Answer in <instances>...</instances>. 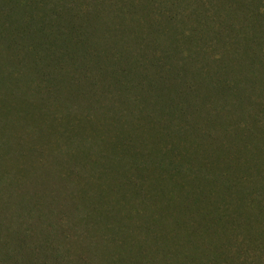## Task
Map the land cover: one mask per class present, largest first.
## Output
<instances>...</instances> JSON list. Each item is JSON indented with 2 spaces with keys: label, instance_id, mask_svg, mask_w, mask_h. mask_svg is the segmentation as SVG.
Returning <instances> with one entry per match:
<instances>
[{
  "label": "trees",
  "instance_id": "16d2710c",
  "mask_svg": "<svg viewBox=\"0 0 264 264\" xmlns=\"http://www.w3.org/2000/svg\"><path fill=\"white\" fill-rule=\"evenodd\" d=\"M74 1L0 0V104L3 96L15 101L0 107V264H95V257L99 264H264V0H124L128 11L116 21L123 8L109 9L100 29ZM135 5L144 12L136 35L127 18ZM186 22L194 25L183 32ZM96 30L107 36L103 46H93ZM67 67L81 68L84 80L64 84ZM105 80L118 104L104 120L85 113L74 121L72 101L99 109L89 97ZM72 84L77 94H65ZM49 96L58 100L55 112L40 102ZM244 112L238 125L231 115ZM62 116L67 126L56 129ZM54 132L69 145L79 136L71 157L77 172L66 164L60 171L52 151L50 163L36 158L56 147ZM232 133L234 150L211 145ZM53 166L66 195H78L65 213L56 201L61 186L29 185ZM56 214H72L74 225L51 220ZM170 217V232L186 226L187 240L179 230L178 240H164ZM96 223H103L100 240ZM135 229L145 234L134 238ZM71 242L76 254L63 248ZM78 245L94 256L90 263Z\"/></svg>",
  "mask_w": 264,
  "mask_h": 264
},
{
  "label": "rangeland",
  "instance_id": "374dc122",
  "mask_svg": "<svg viewBox=\"0 0 264 264\" xmlns=\"http://www.w3.org/2000/svg\"><path fill=\"white\" fill-rule=\"evenodd\" d=\"M71 1L72 0H66L67 3H70ZM136 1L143 2L144 0H136ZM152 1H156V0H152ZM166 1L167 2H170L171 0L170 1L169 0H166ZM200 1H208V0H200ZM245 2L247 3L248 0H245ZM72 5L73 6H77L78 7L77 10H80L81 9L83 11H85V10L87 11V9H88L89 12H90V19H92L90 25L91 26H95L98 29H100L102 27L103 21L105 20L104 19L105 18V14L104 13L109 12V9L115 8L117 6H121L123 8L122 13H120L118 16H115V17L113 16V18H115V20L117 21V19L120 18V16H122L126 11H128V8L127 7L129 6V4L126 3L124 0H95L94 2L92 0H75L73 3H71L70 6H72ZM69 11L70 12H73V13L74 12H77L75 9L74 10H69ZM120 11H121V9L118 8V12H120ZM164 12H166V11L164 10ZM164 12H158V13L153 14V18L159 20V23H162L164 21V18H165ZM134 13H135V20L133 18ZM143 13L144 12L142 11L141 7L139 5H135L133 7V11L127 17L128 18V22L131 24V27L130 28L135 31V35L144 32L143 31L144 29H142V26H141V25L144 26V24L141 21H137L136 20L137 18L141 19V15H143ZM66 17H68V16H66ZM66 20L67 19H65L64 22H66ZM73 22H77L78 23V22H82V20H75V21L72 20L71 21V24ZM232 22H235L234 24L236 26L239 23V21H236V20H233ZM77 23L74 24V25H77ZM116 25L118 26L119 24H116ZM193 25L194 24L192 22H190V23L189 22H186L180 29L183 30V32H186L187 28L193 27ZM162 26L163 25H161V27ZM177 27H178V22H177ZM116 28L122 29L120 26L119 27H116ZM105 37H107V36H106V34H104V31H98L97 32V30H96V32L94 33V36L92 38L93 46H96V47L103 46L105 44ZM167 40H168V38L162 39L160 45L162 46L165 42H167ZM131 45L132 44L129 41L126 44V46H131ZM219 52H221V54H222V50H220V51L219 50H215V54H217L216 57H220V55L218 54ZM222 56H224V55L222 54ZM111 60L113 61V59H111ZM102 63H107L106 59L104 61L99 62V65H101ZM0 68L3 69V65H2L1 62H0ZM68 70L69 69L67 67V72H66V77L64 79V84H67V82L70 83L71 80H72V83L76 79L84 80L83 73H81V68L71 69L69 72H68ZM55 83H59V80H56V78H55ZM108 84H110V81L109 80H105L102 83L100 82L99 84H97L96 87L94 88V90L96 92L91 97H89V101H90V104L91 105H93V104L95 105L96 104L100 108L99 109H96L94 111H91V113H89L88 111L85 110V108L87 107L86 106V102H85V100L81 99V97L80 98H77L76 100H73L72 101V103H74V105H75V110L76 111H73L70 114L73 116L74 121H77L78 118H81V116L85 115V113H87L86 115L88 116L87 117L88 119L104 120V118H105V115L104 114H106L107 112H109V110H111L110 108H112V106H113L114 103L115 104H118V102L120 101V100L117 101V99H115V101H117V102L114 101L115 96H114V94L111 96V91H110V90H112V87L110 85V87L108 88L107 87ZM70 85H71V83H70ZM104 85H105V88H104ZM76 86L77 85L74 86V84H72L71 87L69 86V87L65 88L64 93L67 94V93L70 92V95L76 93L77 92ZM84 87L85 88H88L87 86H84ZM240 91H241V89H240ZM204 95L211 96L208 92H205ZM39 98L40 97H38L37 100H39ZM256 100H258V97H255V100L254 101H256ZM14 102L15 101L13 100V97L3 96L2 97V103L0 104V107H1V109H3L4 106L8 107L11 103H14ZM40 102H45L46 105H47V107L44 110V112L46 110H48V112H51V111L52 112H55L54 105L56 103H58V100H56L52 96H49V98H47L45 100H42ZM231 107L232 106H227L226 111L229 110ZM251 110H255V108L248 107V109L245 110V112L247 113V112H249ZM245 112L244 113H239L237 116L236 115H231V116H233L232 117L233 119L239 120L237 122L238 125H242L244 123V121H243L244 116L243 115H245ZM112 114H115V113H112ZM124 120H126V122H129V119L128 118L125 119V117H121L120 121L122 122ZM120 121H119V123H120ZM229 121H227L226 124H228L229 126H232L234 123H231L232 122L231 120H229ZM65 124H66V118H64L62 116V119H60V117H58V119H57V125H59V127H56V129H60L62 127H66L67 125H65ZM89 127H90V125L87 128H89ZM202 127L205 128L206 125L203 124ZM106 130L108 131L109 128H106ZM21 133L22 132L20 131V129L16 128V139H15V141H12L11 142V143H13L12 146H16L17 147V144L21 143V141H20ZM79 133H80V135L81 134H87L88 133V130H85V128H84V129H81V131ZM52 134H53V136H58L56 147L50 148V150H46L44 152V157L38 156L36 158H38V160H43L45 162L50 163V161L53 159V157H52V154H53L54 155V158L60 160V162H61V165L59 166L60 171L63 170V166H64L63 164H66V170L76 171L75 170L76 167L72 164L71 157L73 158L75 156V152L77 151V146H78L77 139H78L79 136H76L75 138H73L74 141H75V144L72 143L71 145H69L68 142H66L64 140V138L60 136L61 134L59 132H54ZM26 137L27 138H30V135L27 134ZM233 137H234L233 133L232 134H225V135L224 134H218L215 139L212 137L210 139V142H211V145H214V144H216V141L219 140V141H221V145L227 146V147L231 148L232 150H234L233 147H230L227 144V142H230ZM31 140H32V138H31ZM95 148L97 149L98 146H95ZM51 151H52V154H51ZM8 155L9 154L2 155V156L6 157ZM1 158H3V157H1ZM0 162L3 163V161H1V160H0ZM68 167H71V168H68ZM53 168L54 169H51L52 171L49 173V177H46L45 180H41L39 178L40 179L39 184L38 183H35L33 180H31L30 181L31 184H29V185L30 186H32V185H35V186L40 185L39 190H41V191H44L47 187H49L50 190H51L55 186H61L60 187V190H59V192L57 194V200L56 201L60 202V205H66V206H61L60 207L61 209H63V211H61V212H64L65 213V211L67 209H69V206H72L73 207V202L72 201H75L76 202V198H78V195H72V196H67L66 195V193H67L66 190L69 187H67L65 184H62L63 177L60 175V173L58 172L56 174L57 166H53ZM72 175H76V173H72ZM57 181H58V183H57ZM71 181H73V180H71ZM67 204H69V206H67ZM159 208L160 207L158 205L156 207H151V209L149 211H147L146 214L153 213V212H157L159 210ZM126 212H130V209L128 207L126 208ZM75 218L76 217L75 216H72V214H70L68 216L65 215V214H56V215L52 216L51 220H56L61 225L62 223H64V220L67 219V221H68V224L67 225H70V224L71 225H74L70 220H74ZM174 220L175 219L173 217H170L169 219H167L165 221L166 227L161 231V233L166 234V235H162L163 238H164V240H178L175 237H173V234L176 231H178V230L180 232H183V234H184V237L180 238L179 240H187V238L185 236L186 230L183 229L186 226L180 227L177 230H175L174 232H170V228H168L167 225L170 224L171 222H173ZM260 223H261V225H263L262 222H260ZM95 227L96 228L99 227L100 229L95 230V233L97 234V237L94 240H100L101 239V237H100L101 234L104 233L103 223H102V225H98V223H96L95 224ZM77 229H78V227L76 226L75 230L78 231ZM66 230H68V229H66ZM64 232H65L64 228L63 229H60V228L57 229V235L58 236H62V234ZM141 232H143V231H140V230H136L135 229L133 231V234L132 235H133L134 238H139L142 235ZM53 233H55V232H53ZM66 234H70V237H72V232L70 230L66 231ZM108 234L110 236H112L110 234V232H108ZM187 236L189 238H192L189 235V233H187ZM193 237H195L194 234H193ZM104 240H109V239H104ZM237 240H242L241 235L237 236ZM9 241H11V240H9ZM73 242H75V241H73ZM75 247H76V244L73 245L72 242H71L70 244H65V246L63 248H64V250H67V252H69L68 254H71V252H72V254L73 253L76 254ZM82 247H83V245H78V248H79L78 249V253L80 254V258L85 259L87 261V263H90V261H92V259H93L94 256H92L91 253L89 251H86V250L84 251V253H82V251H81L82 250ZM210 248L211 247L208 246V248H205V249L207 251L209 250L208 252L211 255ZM243 257H244V255L241 256V258H243ZM241 260H243V259H241ZM95 261L96 262H99V258L95 257ZM261 261H264V260H261ZM96 262H95V264H99V263H96ZM245 264H249V262H246Z\"/></svg>",
  "mask_w": 264,
  "mask_h": 264
}]
</instances>
